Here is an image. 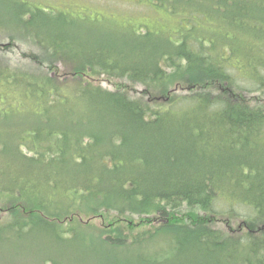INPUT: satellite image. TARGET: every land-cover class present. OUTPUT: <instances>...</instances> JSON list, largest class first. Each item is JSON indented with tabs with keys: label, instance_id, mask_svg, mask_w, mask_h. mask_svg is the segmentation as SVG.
Here are the masks:
<instances>
[{
	"label": "trees",
	"instance_id": "obj_1",
	"mask_svg": "<svg viewBox=\"0 0 264 264\" xmlns=\"http://www.w3.org/2000/svg\"><path fill=\"white\" fill-rule=\"evenodd\" d=\"M123 1L164 16L160 37L110 23L126 47L161 39L148 62H117L118 42L66 52L42 35L60 16L2 0L0 30L51 62L0 63V242L80 236L97 264H264V102L233 93L264 92V0ZM231 217L242 227L217 224Z\"/></svg>",
	"mask_w": 264,
	"mask_h": 264
},
{
	"label": "rangeland",
	"instance_id": "obj_2",
	"mask_svg": "<svg viewBox=\"0 0 264 264\" xmlns=\"http://www.w3.org/2000/svg\"><path fill=\"white\" fill-rule=\"evenodd\" d=\"M40 6H45L51 9L56 16H60L57 25L52 29L50 34L42 33V35L50 36L55 42H62L65 47L69 49L66 52L73 51L76 54H84L86 48L89 47H105L113 46L117 43L118 49L114 48V58L117 62H148L149 58L154 54L157 57L162 51L161 39L141 38L130 35L131 42L129 47H126L125 36L120 29H115L110 25L113 23H129L133 24L143 22L149 23L152 27V33L156 37H160L164 32V23L158 20L162 15L152 12L145 7L134 8L130 3L123 0H35ZM122 1V2H121ZM5 6L0 0V20L3 18V7ZM62 15L69 16L73 26H67L62 19ZM141 17V18H140ZM84 21L86 28H84ZM108 25H110L108 27ZM134 26V25H133ZM104 27V28H103ZM157 44L159 47L151 49V44ZM152 42V43H151ZM152 44V46H154ZM157 47V46H156ZM120 53V54H118ZM4 62L6 65L13 67L18 65L30 64L31 62H51L48 57L44 55L43 50L30 43L22 41L8 40V35L0 30V63ZM30 62V63H29ZM60 62V61H58ZM252 62H246L244 65L245 71L243 74H249L250 69L247 67ZM95 84L102 86L107 90H116L120 84H125V79L108 78L106 76L96 77ZM129 84V83H128ZM124 85L127 91L132 93L135 97L142 93V87L139 85ZM133 91V92H132ZM178 94H183L184 92ZM234 95H239L241 101H247L251 104L257 103L255 98H261L264 102V92L250 93L245 89H233ZM231 95V94H230ZM84 114V110L81 109ZM84 131V127L80 128ZM5 138V136H3ZM4 157L0 156V159ZM2 161V160H1ZM3 217V216H2ZM6 219V218H5ZM4 219V220H5ZM2 219H0L1 221ZM3 220V221H4ZM85 220H87L85 218ZM221 228L224 230L239 229L242 227V221L231 217L229 223L222 221ZM91 228L105 229V224L101 220H95L90 225ZM246 227V226H244ZM250 228H243V231H249ZM43 235L41 234L40 237ZM33 235L29 239H12L10 241L0 242V264H47L48 259L55 260L58 264H97L99 262V255H92V253L84 249V238L78 237L68 244L60 242H51L50 240ZM89 246V245H88ZM111 258L110 256H108ZM112 259V258H111Z\"/></svg>",
	"mask_w": 264,
	"mask_h": 264
}]
</instances>
